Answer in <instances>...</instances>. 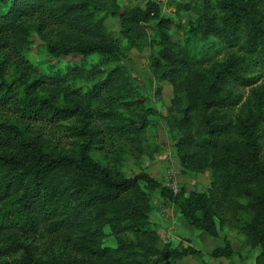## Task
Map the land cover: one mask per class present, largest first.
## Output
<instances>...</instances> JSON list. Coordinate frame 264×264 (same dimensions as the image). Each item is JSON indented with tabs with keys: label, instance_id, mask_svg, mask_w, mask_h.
<instances>
[{
	"label": "trees",
	"instance_id": "trees-1",
	"mask_svg": "<svg viewBox=\"0 0 264 264\" xmlns=\"http://www.w3.org/2000/svg\"><path fill=\"white\" fill-rule=\"evenodd\" d=\"M107 1L0 0V106L13 104L33 118L55 114L66 118L79 113L85 119L77 128L81 140L76 155L48 152L38 132L14 121L0 123V234L10 240L8 246L0 247V264H174L201 252L192 245L157 246L145 188L171 193L157 178L145 170L123 175L92 156L100 137L89 120L91 101L106 100L114 131L130 141L151 127L149 116L155 112L148 107L130 116L117 110L120 104L129 108L135 102L133 79L123 65L107 66L121 57L120 46L110 36L101 14ZM204 4L207 8L208 0ZM220 5L227 17L221 24L215 23L216 17L204 9L198 19L203 33L219 37L229 46L240 44L254 60L232 56L211 75L198 71L192 55L172 46L170 19L161 15L154 1H146L143 7L121 8L119 36L130 47H137L147 39L146 24L158 21L160 47L151 58L153 75L172 85L171 103L180 114L176 120L179 127L190 123L193 111L201 112L200 127L194 132L186 130L177 143L178 154L188 163L218 155L213 167L221 181H213L207 193L175 197L178 212L190 226L219 237L216 219L223 220L229 191L234 189L247 199L245 205L238 206L250 216L241 230L252 246L260 248L254 264H264V166L258 164L256 153L264 116L245 123L234 121L223 110L240 100L225 88L250 85L255 81L245 75L250 68L264 69V16H259L249 0H220ZM35 14L47 15L59 27L57 40L46 36V54L40 61L28 55L34 30L25 19ZM34 27L35 34L42 33L40 23ZM11 56L15 74L8 80L5 73ZM16 83L22 90L19 96L14 93ZM182 95L184 108L180 107ZM59 99L67 105H60ZM234 128L246 134L238 149L228 141ZM106 227L115 238L114 246L103 244ZM36 234L47 235L57 253L52 250L51 256L37 255L35 247L26 242ZM233 252L224 239L211 255L228 258Z\"/></svg>",
	"mask_w": 264,
	"mask_h": 264
},
{
	"label": "rangeland",
	"instance_id": "rangeland-1",
	"mask_svg": "<svg viewBox=\"0 0 264 264\" xmlns=\"http://www.w3.org/2000/svg\"><path fill=\"white\" fill-rule=\"evenodd\" d=\"M146 1L155 2L156 0H110L103 5L101 14H104L107 30L113 40L118 43L121 51V57L109 61L110 64L107 66H112L115 63L121 64L133 79L132 98L135 102L128 105L129 108L120 104L117 110L133 116L139 110H147L150 107L155 111L149 116L151 127L139 139L134 141L124 139L112 127L111 119L107 115L106 100L100 98L91 101L89 120L100 137L99 143L96 144L98 148L94 149L92 156L102 164L108 165L126 176L145 170L157 178L166 191L168 189L171 191L164 195L159 188H145L150 207L149 219L151 223L153 222L151 227L157 235L156 244L159 248L192 245L201 251L199 254L182 257L174 264H254L260 248L252 246L241 230L242 224L250 218L249 214L238 206L245 205L247 202L243 195L238 194L232 188L230 189L227 200L229 204L225 211V208L222 210L224 211L221 216L223 220L216 219L219 226V237L209 236L205 231L190 226L178 212L174 202L175 197H187L190 193H207L213 181L216 183L221 181L213 167L218 155L205 157L200 163H188L182 162L178 154L177 143L186 130L194 132L200 127L201 112L193 111L190 123L186 127H179L176 120L180 114L174 110L171 103L172 85L166 80H158L153 75L150 62L160 47L161 28L158 21L154 19L146 24L147 39L137 47H130L119 36L118 12L120 9L131 6L143 7ZM249 1L252 3L253 9L257 13L259 12V16H264V0ZM208 2L207 8H204V0H166L165 7L162 6L161 1L159 2L161 15L170 19L168 34L172 46L176 51H187L189 55H192L196 60V64L193 66H196L195 69L205 75H211L212 72L221 69L232 56L244 55L247 62L254 60V57L244 53L240 44L229 46L219 37L203 33L204 27L201 26L202 22H199L198 19L205 12L204 9L216 17L215 23L221 24L223 17H227V11L221 7L220 0H208ZM25 22L29 24L32 31L34 30L33 42L30 44L31 49L28 55L35 61H40L46 54V36L54 41L57 40L59 27L44 14L42 17L37 14L28 15ZM37 23L41 24V34H35L34 26ZM1 56H3V51L0 53V58ZM11 57L5 73L8 80L15 74L13 64L15 58ZM67 59L75 60L76 58H63V60ZM54 61L52 60V62ZM250 69L245 75L252 77L255 80L253 83L247 86L229 85L225 88L226 93L240 99L237 104L223 109L234 121L240 120L248 123L258 115L264 116V69L258 66ZM77 83L78 81L75 82V85ZM72 86L71 88L74 87ZM14 93L18 96L22 94L21 87L17 83L14 85ZM181 99L180 107L184 108L186 106L184 95L181 96ZM59 101L60 105L65 104L62 99ZM68 106L70 107V105ZM84 120L79 113H74L66 118H61L57 114L41 119L33 118L20 112L13 104L0 106V123L8 124L14 121L19 127L38 132L44 149L53 154H77V143L81 140L77 128ZM260 134L261 137L257 140V162L264 166V122L260 125ZM228 141L238 149L239 145H243L246 141V134H242L240 130L234 128ZM137 148H140L143 153L139 152ZM141 185L145 187L144 184ZM177 215L183 220H179ZM154 221H159L161 224ZM105 231L107 236L104 238L103 244L114 246L115 238L108 234L110 230L107 227ZM127 238L133 239V236L127 234ZM224 239L231 245L233 254L228 258L211 255V251L215 247L224 244ZM26 242L35 247L37 255L44 257L53 255L54 247L51 246L50 239L45 234L30 236ZM9 244L8 237L0 234V247L4 248ZM54 252L57 253L55 250ZM19 253L20 251L13 256H18Z\"/></svg>",
	"mask_w": 264,
	"mask_h": 264
},
{
	"label": "built area",
	"instance_id": "built-area-1",
	"mask_svg": "<svg viewBox=\"0 0 264 264\" xmlns=\"http://www.w3.org/2000/svg\"><path fill=\"white\" fill-rule=\"evenodd\" d=\"M160 1L162 2V6L165 7V6H166V0H156L155 3H156V4H159ZM173 188H174V187H173ZM173 190H174V189H173Z\"/></svg>",
	"mask_w": 264,
	"mask_h": 264
},
{
	"label": "crops",
	"instance_id": "crops-1",
	"mask_svg": "<svg viewBox=\"0 0 264 264\" xmlns=\"http://www.w3.org/2000/svg\"><path fill=\"white\" fill-rule=\"evenodd\" d=\"M177 216H178V215H177ZM178 219H179V220H183L182 217L180 218V216H178ZM154 222H156V223H158V224H161L159 221H154ZM183 236L185 237L186 235H183ZM187 238H189V237H187Z\"/></svg>",
	"mask_w": 264,
	"mask_h": 264
}]
</instances>
